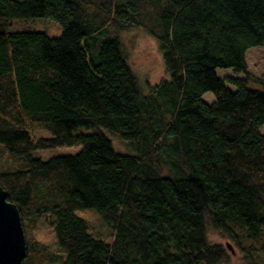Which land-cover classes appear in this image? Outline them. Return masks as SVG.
<instances>
[{"label":"trees","instance_id":"1","mask_svg":"<svg viewBox=\"0 0 264 264\" xmlns=\"http://www.w3.org/2000/svg\"><path fill=\"white\" fill-rule=\"evenodd\" d=\"M17 19L63 35L13 32ZM136 29L168 74L147 93L121 38ZM263 46L264 0H0V186L23 264H221L209 226L264 264V78L247 64Z\"/></svg>","mask_w":264,"mask_h":264},{"label":"rangeland","instance_id":"2","mask_svg":"<svg viewBox=\"0 0 264 264\" xmlns=\"http://www.w3.org/2000/svg\"><path fill=\"white\" fill-rule=\"evenodd\" d=\"M22 1V0H19ZM13 32L31 31L45 33L51 38H61L63 35L62 27L46 19H17L13 21ZM124 51L133 71L136 73L142 88L148 92V86H156L164 79L168 78L163 54L157 40L149 35L144 29H136L125 32L121 35ZM247 64L249 72L257 77L264 78V46L251 49L247 53ZM221 79H245V75H238L234 70H218ZM250 88L263 90L259 84L250 83ZM230 89L236 91L237 88L228 85ZM204 101L213 104L216 101L214 94L209 93L204 96ZM88 133L87 130H81ZM264 133V127L262 128ZM107 135L114 143L116 150L121 154L131 153L129 144L117 136ZM83 218L89 221L101 235H110L111 231L105 224L98 211L88 209L80 213ZM209 240L212 244H219L226 247L229 258L221 264H255L256 259L245 253L234 241L222 236L211 226L208 227ZM231 247L228 248L227 245Z\"/></svg>","mask_w":264,"mask_h":264},{"label":"water","instance_id":"3","mask_svg":"<svg viewBox=\"0 0 264 264\" xmlns=\"http://www.w3.org/2000/svg\"><path fill=\"white\" fill-rule=\"evenodd\" d=\"M227 247L231 249L229 244ZM27 255L20 210L9 201L8 192L0 186V264H23Z\"/></svg>","mask_w":264,"mask_h":264}]
</instances>
